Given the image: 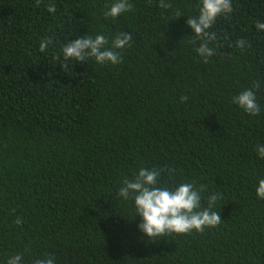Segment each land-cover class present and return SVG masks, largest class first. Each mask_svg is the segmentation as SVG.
<instances>
[{
  "label": "trees",
  "instance_id": "obj_1",
  "mask_svg": "<svg viewBox=\"0 0 264 264\" xmlns=\"http://www.w3.org/2000/svg\"><path fill=\"white\" fill-rule=\"evenodd\" d=\"M110 2L0 0V262L264 264V0H233L207 61L186 25L198 0H130L115 20ZM118 32L132 39L117 65L63 58L68 40L102 33L110 44ZM254 83L252 116L232 97ZM142 167L164 169L161 183L193 182L203 207L215 194L221 222L144 236L117 196Z\"/></svg>",
  "mask_w": 264,
  "mask_h": 264
},
{
  "label": "clouds",
  "instance_id": "obj_2",
  "mask_svg": "<svg viewBox=\"0 0 264 264\" xmlns=\"http://www.w3.org/2000/svg\"><path fill=\"white\" fill-rule=\"evenodd\" d=\"M39 3V0H37ZM198 13L186 19V25L191 29L192 35L201 42L195 51L198 56L207 59L214 54V49L209 44L214 41L216 33L210 31L220 16H226L233 11V0H198ZM160 7L166 8L168 4L160 0ZM132 8L130 0H111L104 17L113 20L129 12ZM48 12L54 13L55 6H48ZM258 31L264 32V22L255 25ZM132 39L131 33L118 32L109 39L104 34L84 35L75 40H68L62 46V55L65 61L75 60L83 63L94 59L99 65L121 63L120 50L129 46ZM51 39L40 41L39 49L44 52L51 44ZM237 48L247 47L244 39L236 41ZM62 68L66 67L61 64ZM259 83H254L252 88H245L232 97V102L245 113L255 116L260 112L257 96L254 89L260 88ZM186 96L180 97L185 102ZM256 155L264 160V144L256 146ZM164 169L160 167L140 168L130 178H124L117 192L123 202L131 201L134 209V218L139 217L137 229L147 238L162 237L166 234H183L193 230L200 232L204 228L215 227L221 222L220 214L213 209L217 199L215 194L208 198V206L201 204L202 188L193 182H181L168 185L161 183L160 177ZM170 171V170H169ZM258 199L264 200V178H259L255 188ZM23 256L16 254L10 256L6 262L0 264H22ZM33 264H56L55 257L46 253L43 257L34 259Z\"/></svg>",
  "mask_w": 264,
  "mask_h": 264
}]
</instances>
